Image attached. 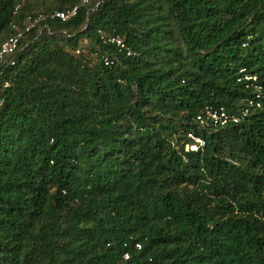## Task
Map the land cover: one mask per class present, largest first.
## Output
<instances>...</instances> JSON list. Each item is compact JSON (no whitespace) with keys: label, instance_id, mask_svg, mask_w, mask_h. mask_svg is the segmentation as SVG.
<instances>
[{"label":"trees","instance_id":"16d2710c","mask_svg":"<svg viewBox=\"0 0 264 264\" xmlns=\"http://www.w3.org/2000/svg\"><path fill=\"white\" fill-rule=\"evenodd\" d=\"M74 6L0 75V264H264V100L196 121L264 95V0H0V42Z\"/></svg>","mask_w":264,"mask_h":264},{"label":"built area","instance_id":"2783aa9c","mask_svg":"<svg viewBox=\"0 0 264 264\" xmlns=\"http://www.w3.org/2000/svg\"><path fill=\"white\" fill-rule=\"evenodd\" d=\"M87 1L88 0H82L83 3H86ZM77 11L78 6H74L66 10H53L47 13L39 12L34 15H28L27 21L22 28L0 42V75L8 67L14 66L16 64V52L19 49L20 42L25 34L37 28L45 20H67L74 16ZM101 39L104 43L114 44L120 49L125 50L128 55L132 54V51L127 47L124 40L118 35H107L102 33ZM103 59L106 65L112 63V59L109 55H104ZM238 80L248 82V84H246L247 86H249L251 83L255 89L254 96L247 98L246 105L238 113L230 111L224 107H214L212 105L206 106L196 115V121L198 122V125L201 129H214L226 126L228 123H238L244 116L249 114L251 108L262 107L264 95L262 94L261 85L257 83V76L248 73L245 68H242L240 69ZM10 85V78H7L3 81V87H9ZM188 137L191 139V142L186 144L185 148L187 151H199L206 145V139L201 133L189 131ZM124 258L128 259L129 254L125 253Z\"/></svg>","mask_w":264,"mask_h":264}]
</instances>
